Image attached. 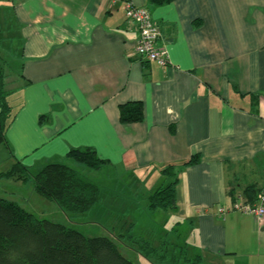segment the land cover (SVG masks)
I'll return each mask as SVG.
<instances>
[{
  "label": "crops",
  "instance_id": "0c3cea01",
  "mask_svg": "<svg viewBox=\"0 0 264 264\" xmlns=\"http://www.w3.org/2000/svg\"><path fill=\"white\" fill-rule=\"evenodd\" d=\"M132 2L159 25L168 66L136 56L139 34L121 2L13 0L22 63L10 169L17 161L32 172L74 167L72 149H95L106 169L146 192L114 197L110 210L106 185L94 182L103 206L90 214L111 215L97 219L106 224L136 213L141 196L148 201L164 182L160 171L176 166L177 208L157 214L151 229L160 226L161 239L175 233L202 264H264V218L232 209L237 197L255 202L264 192V0ZM133 101L144 120L123 124L120 107ZM194 155L200 162L184 167Z\"/></svg>",
  "mask_w": 264,
  "mask_h": 264
},
{
  "label": "trees",
  "instance_id": "16d2710c",
  "mask_svg": "<svg viewBox=\"0 0 264 264\" xmlns=\"http://www.w3.org/2000/svg\"><path fill=\"white\" fill-rule=\"evenodd\" d=\"M173 0H152L164 4ZM19 90L8 89L6 61L0 55V146L10 153L7 133L14 123L19 105L15 104ZM123 124L142 122V102H128L120 107ZM68 158L78 165L100 171L109 164L99 158L93 148L72 149ZM200 155H194L184 167L197 165ZM164 182L148 199V209L155 216L176 210L179 170L168 166L160 171ZM2 179L32 182L36 193L54 201L71 219L86 216L102 203L100 187L84 180L79 173L66 164H48L36 172L17 161L12 169L0 175ZM255 192L253 187L246 194ZM232 196V192H230ZM133 229V226H131ZM135 245L147 260L155 264H202L200 256L188 257L186 248L170 243L164 238L158 247L151 240L140 237L130 230L122 235ZM121 240L112 237H88L77 229L38 218L14 200L0 197V264H139L123 255Z\"/></svg>",
  "mask_w": 264,
  "mask_h": 264
},
{
  "label": "rangeland",
  "instance_id": "374dc122",
  "mask_svg": "<svg viewBox=\"0 0 264 264\" xmlns=\"http://www.w3.org/2000/svg\"><path fill=\"white\" fill-rule=\"evenodd\" d=\"M13 5V0H0V55L6 61L8 89H15L18 87L17 78L18 74L21 72L20 67L22 63V46L21 40L18 37L19 27ZM8 152L9 151L4 146H0V175L8 172L12 165V160L10 159ZM72 168L77 170L82 177L89 179V181L98 184L103 182L106 185L102 192L104 200L107 201L106 207H109V204L112 205L114 197L123 201L127 199L126 197L129 199V195L134 194L136 196L138 191V195L140 193H146L145 191L140 192V190H136V185L129 177L121 180L120 177L118 178V173L116 174V172L111 171V169H106L107 167H104L100 171H89L85 167L79 165H75ZM163 180L164 179H162V181ZM0 197L18 202L27 211L35 214L38 218L47 219L66 225L67 227L77 229L88 237H116V240L118 239L122 241L119 244L123 255L135 263L155 264L143 257V255L139 252V249L135 245L128 242L125 237H122V235H127V233L132 230V233L151 240L154 247H158L164 239L160 238V226L156 227L157 229H151L152 224L153 227H155L154 222L160 219L158 215L154 217V220H151L149 216H147L143 205H147L149 201L144 199L143 195L138 200L139 202L137 203V206L139 210H136V213L130 215H118L116 222H107L106 224L101 222V220H97L102 219L104 221L111 217V215L107 216V214L104 213L102 215L98 214L97 219H95L96 217L92 216V214L71 219L66 216V214L56 205L54 201L40 197L36 193L32 182L24 184L23 182L17 183L15 180L0 178ZM127 202H133V204L136 203L133 200H129ZM100 206L103 205L101 204ZM126 206L127 205H125V207ZM111 207L112 206L109 207L110 210ZM131 217L132 219L139 221L137 228L132 229V225L130 224ZM175 236L176 234L173 233L169 239L170 243L174 245H176ZM164 237L167 238V234ZM156 238L158 240H156Z\"/></svg>",
  "mask_w": 264,
  "mask_h": 264
},
{
  "label": "built area",
  "instance_id": "2783aa9c",
  "mask_svg": "<svg viewBox=\"0 0 264 264\" xmlns=\"http://www.w3.org/2000/svg\"><path fill=\"white\" fill-rule=\"evenodd\" d=\"M124 4L127 23L130 27H136L139 37L135 46V54L145 62L155 63L161 67L169 65L167 50L158 45L161 38L159 25L153 21L150 11L144 7H137L132 0H115ZM233 211L245 215L255 216L258 219L264 218V192L255 202L248 201L239 196L234 200ZM221 215L228 212V209L221 208Z\"/></svg>",
  "mask_w": 264,
  "mask_h": 264
}]
</instances>
